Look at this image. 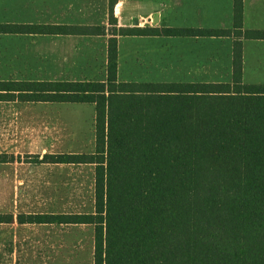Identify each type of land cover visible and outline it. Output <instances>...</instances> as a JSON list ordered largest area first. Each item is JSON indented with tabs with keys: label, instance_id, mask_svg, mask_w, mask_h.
<instances>
[{
	"label": "trees",
	"instance_id": "16d2710c",
	"mask_svg": "<svg viewBox=\"0 0 264 264\" xmlns=\"http://www.w3.org/2000/svg\"><path fill=\"white\" fill-rule=\"evenodd\" d=\"M243 20L235 0L233 29H116L105 80H0V98L95 105V151L40 160L95 164L94 211L18 222L93 225L94 264H264V84L244 83L242 59L243 39L264 30ZM62 31L0 23V33ZM118 34L234 36L232 80L119 81Z\"/></svg>",
	"mask_w": 264,
	"mask_h": 264
},
{
	"label": "rangeland",
	"instance_id": "374dc122",
	"mask_svg": "<svg viewBox=\"0 0 264 264\" xmlns=\"http://www.w3.org/2000/svg\"><path fill=\"white\" fill-rule=\"evenodd\" d=\"M173 40L167 36L152 41L122 39L120 80L231 81V78H212L208 74L194 79V74L178 69L183 67L181 62L168 61L169 45L174 43ZM139 44L144 48L141 49ZM205 50L209 54L208 60L226 56L225 46L208 43ZM148 51L154 52V56H149ZM94 67L93 72L81 69L80 74L86 73L92 80L105 79L104 63H96ZM33 71L22 75L35 79L37 74ZM13 76L14 71L7 62H0V80L12 81L15 80ZM244 83L264 84V80L245 78ZM4 105L7 107L0 108L8 109L5 112L8 117L0 121V152H9L11 161L0 164V213L93 212L95 164L40 160L48 153L91 154L95 151L94 105L41 102ZM8 233L17 234L18 248L0 249V264H94L93 225L0 224V242H14L10 236L9 239L2 238ZM22 235L27 236L24 241ZM22 242H25L23 248Z\"/></svg>",
	"mask_w": 264,
	"mask_h": 264
},
{
	"label": "crops",
	"instance_id": "0c3cea01",
	"mask_svg": "<svg viewBox=\"0 0 264 264\" xmlns=\"http://www.w3.org/2000/svg\"><path fill=\"white\" fill-rule=\"evenodd\" d=\"M110 3L111 0H0V23L37 24L40 26H63L65 28V31L54 33H0V62H7L9 68L14 71V76L12 78L15 80L13 81H22V79L42 81L92 80L86 73L80 74V70L83 69L87 71V73L93 72L95 64L99 62L104 63V74L106 79L109 41L113 36L112 33L116 29L165 27L172 29L209 28L226 30L234 28L235 0H115L113 6V22L111 19L112 12L110 10ZM243 10L244 30H264V0H243ZM156 13L159 14L158 23H154L153 21ZM135 16L139 17V26H133L132 24ZM96 28H98L97 31ZM163 36L174 39V43L169 45L170 55H168V61H172L173 63L181 62L183 67L181 66L178 69L187 71L190 75L194 74L192 76H196L192 78L196 79L197 76L205 77V74H208L212 78H231L232 80L234 73V42L236 40L234 36L210 37L199 35L170 36L118 34L119 81H121L119 77L121 40L125 38H139L141 40L149 39L152 41L153 39ZM179 41H182V44L176 43ZM208 43H214L216 46H225L226 58L221 57L216 60V58L213 57L208 60L206 56L209 54L205 50ZM140 48L143 49L144 45H140ZM149 54L151 57L154 56V52H149ZM100 57H102V59H100ZM242 59L243 80L245 78H249L250 80H264V39L244 38ZM32 70L37 74L35 79H31L32 77H29L27 74L22 75ZM1 79H4V77ZM105 79L103 78L101 80ZM11 102H18L21 105L32 103V101L0 98V107L5 108L7 105L4 104ZM39 102L51 104L65 103ZM7 110L0 108V121L8 117V114L5 113ZM0 154H6L8 158V161L0 162V164L10 163L11 157H9V152L2 151ZM29 213L53 212L36 211L28 213L21 212L19 214ZM19 214L0 213V224H13L17 222L19 225H35V223H19ZM10 216L12 217L11 220H9ZM9 236L14 242H0L1 250L6 247H12V249L18 248V243L16 244L17 234L8 233L2 238L9 239ZM20 237H22L24 241L27 236L22 235ZM24 246L25 242H22V248Z\"/></svg>",
	"mask_w": 264,
	"mask_h": 264
},
{
	"label": "water",
	"instance_id": "95a60500",
	"mask_svg": "<svg viewBox=\"0 0 264 264\" xmlns=\"http://www.w3.org/2000/svg\"><path fill=\"white\" fill-rule=\"evenodd\" d=\"M153 21H154V23H158L159 22V14L158 13H156L154 15ZM132 24H133V26H139V24H140L139 17L135 16L133 18Z\"/></svg>",
	"mask_w": 264,
	"mask_h": 264
}]
</instances>
